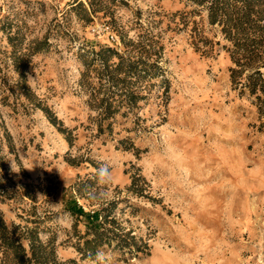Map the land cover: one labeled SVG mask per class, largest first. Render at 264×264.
<instances>
[{
    "label": "rangeland",
    "instance_id": "1",
    "mask_svg": "<svg viewBox=\"0 0 264 264\" xmlns=\"http://www.w3.org/2000/svg\"><path fill=\"white\" fill-rule=\"evenodd\" d=\"M242 1L230 36L209 2L0 0V235L22 248L0 264H264V0Z\"/></svg>",
    "mask_w": 264,
    "mask_h": 264
},
{
    "label": "trees",
    "instance_id": "2",
    "mask_svg": "<svg viewBox=\"0 0 264 264\" xmlns=\"http://www.w3.org/2000/svg\"><path fill=\"white\" fill-rule=\"evenodd\" d=\"M193 1H195L201 5H206V3L209 2V4H210L209 10L211 12V15L214 16L213 22L225 21V23H227V24L229 23V25H231V26H229L228 29H230L229 35L231 36V29L237 26V23L235 25L232 23V22H234L233 15H234L235 10L233 9V12H231L229 17H227V19L223 20L224 15H226L225 11H226L227 7L230 5L229 0H225V1H223V0H193ZM242 2H243V7L245 10L250 8L251 0H243ZM235 9H237V8H235ZM0 237H1L0 238L1 245L3 247H7L6 248L7 250H13V255H14L13 257L15 258L16 261L21 260L22 256H20L19 254H20L22 248L16 244V241H14V239H10L7 234H1Z\"/></svg>",
    "mask_w": 264,
    "mask_h": 264
},
{
    "label": "clouds",
    "instance_id": "3",
    "mask_svg": "<svg viewBox=\"0 0 264 264\" xmlns=\"http://www.w3.org/2000/svg\"><path fill=\"white\" fill-rule=\"evenodd\" d=\"M113 165L104 164L97 169L98 184L100 185V192L97 195V200L101 203L106 202L109 197V191L111 184L114 181V174L111 170Z\"/></svg>",
    "mask_w": 264,
    "mask_h": 264
},
{
    "label": "built area",
    "instance_id": "4",
    "mask_svg": "<svg viewBox=\"0 0 264 264\" xmlns=\"http://www.w3.org/2000/svg\"><path fill=\"white\" fill-rule=\"evenodd\" d=\"M105 29H106V30H109V27H105ZM112 39H113V40L115 39L114 36H112Z\"/></svg>",
    "mask_w": 264,
    "mask_h": 264
}]
</instances>
